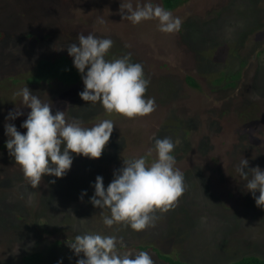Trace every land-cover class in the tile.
Segmentation results:
<instances>
[{
    "label": "rangeland",
    "instance_id": "374dc122",
    "mask_svg": "<svg viewBox=\"0 0 264 264\" xmlns=\"http://www.w3.org/2000/svg\"><path fill=\"white\" fill-rule=\"evenodd\" d=\"M129 2L134 9L148 2L162 6L161 0H0V204L20 216L0 222V264H15L18 255L36 248L46 251L47 264H77L83 254L77 257L67 242L82 231L83 223L75 219L98 218L93 214L99 208L90 203L96 177H103L106 189L123 160L146 156L153 149L147 157L150 164L155 138L180 133L182 127L185 148L173 155L175 167L185 176L186 191L174 209L157 213L155 227L139 233L130 227L115 229L127 245L120 251L138 253L130 246L153 243L172 257L216 264L212 259L221 263L254 248L264 250V208L256 206L236 170L245 158L248 168L264 171V0H185L165 9L182 19L181 30L174 34L158 31L154 20L135 26L123 20L128 12L121 13L120 7ZM99 18L106 22L98 23ZM79 34L113 40L108 60L131 53V62L143 65L150 79L145 97L156 103L151 115L136 120L108 115L99 103L91 106L80 98L83 81L73 88L54 81L40 86L25 81L38 59L68 53L67 45L78 44ZM258 52L262 57L257 60ZM235 72L240 74L235 86L213 83ZM187 76L198 80L200 89L192 88ZM25 86L51 103L53 114L65 111L68 119H79L84 127L112 120L114 129L101 158L72 154L64 177L46 175L32 189L15 158L1 147L8 139L6 123L26 134L21 125L31 110L20 106L22 97L14 96ZM18 106L23 115L7 120ZM82 192L86 195L81 199ZM224 218L225 226L213 224ZM96 222V228L103 226ZM192 234L219 237L222 251L200 247ZM56 235L64 238L59 244L51 242ZM205 248L213 254L202 255ZM146 252L155 264H165L154 252Z\"/></svg>",
    "mask_w": 264,
    "mask_h": 264
},
{
    "label": "clouds",
    "instance_id": "9594fccd",
    "mask_svg": "<svg viewBox=\"0 0 264 264\" xmlns=\"http://www.w3.org/2000/svg\"><path fill=\"white\" fill-rule=\"evenodd\" d=\"M125 9L128 15H124L123 20L127 19L134 26L154 20L157 30L165 34L178 33L182 26L181 18L151 2L137 4L135 9L130 2L122 3L121 13ZM105 22L103 18L98 19L100 24ZM77 40L78 44L67 45V52L81 74L84 90L79 96L83 101L90 102L91 106L99 103L108 115L116 114L129 120L147 117L156 110L155 99L145 97L150 79L145 78L142 64L131 62V53L108 60L106 57L114 44L110 38L79 34ZM14 96L22 97L20 106L31 111L21 125L27 130L26 134L20 133L12 123L5 124L6 147L32 189H37L46 175L64 177L73 163L72 154L101 158L114 129L112 120L104 119L94 126L84 127L81 120L68 119L65 111L57 110L53 114L52 104L42 101L27 86ZM20 106L10 111L6 119L14 120L23 115ZM175 147L170 137L155 138V159L150 164L147 157L153 155V149H149L146 156L123 160V167L114 172L106 189L103 177H96L90 203L101 209L104 226L109 229L118 226L117 231L130 227L137 233L143 232L155 227L157 213H167L177 206L187 186L183 172L175 167ZM248 164L244 158L236 170L246 181L243 187L252 193L256 206L264 208V171L259 166L248 168ZM83 195L86 192H82L81 199ZM32 196L33 193H29V199ZM67 246L77 257L83 254L77 264H155L146 251H120L127 247L122 236L85 232L76 235Z\"/></svg>",
    "mask_w": 264,
    "mask_h": 264
},
{
    "label": "trees",
    "instance_id": "16d2710c",
    "mask_svg": "<svg viewBox=\"0 0 264 264\" xmlns=\"http://www.w3.org/2000/svg\"><path fill=\"white\" fill-rule=\"evenodd\" d=\"M162 2V7L166 10H172L174 8H176L177 6L183 4L185 2V0H161ZM181 30V29H180ZM1 37V34H0ZM261 52H258L255 54L257 60L258 57H260ZM262 57V54H261ZM243 64V63H242ZM240 77L239 72H235L233 74H230L228 76H224L221 75L220 77H218L217 79H215L213 81V83H217V84H221L223 81L225 82L224 85L225 87H233L236 85V80ZM28 84L31 85H37L40 86L44 83H50V82H60L63 85L73 88V87H77L79 85L82 84V78H81V74L78 72V70L74 67L73 61L71 59V57L68 55V53H61V54H56L53 55L52 57L49 58H40L36 61L35 66H34V71L33 73L26 78L25 80ZM186 82L195 89H200V83L198 82V80H196L194 77L192 76H187L186 77ZM184 127H182V130L180 133H173L174 131L172 130H167V131H172L169 133H165L162 136H160V138H164V137H170L172 139V141L176 144V147L174 149V152H181L184 148H185V141H184V134L185 131L183 130ZM1 147L3 149H7L6 147V142H3ZM182 153V152H181ZM175 154V153H174ZM189 185V184H188ZM5 207L3 208L0 204V222H9L10 219L14 218H20L19 214H16L15 211H12L8 205L6 203H4ZM100 212L101 209H98L93 216H98V218H94L89 215L88 217L84 218L86 220H81L80 217L78 219H75L78 222H82L83 224H80L82 226V231H79L78 234H82L84 232H96V233H101V234H105V235H117L120 236V233H117V231H114L116 228V226H113V228L109 229L106 226H102L100 224L99 229L96 228V224L98 220L101 221L102 223V219L100 216ZM216 214V213H215ZM216 217V215H211ZM238 222H240V219L236 218ZM212 219L209 218V221H211ZM214 223L213 224H222L220 226H225V224H228V220L226 218H224V221L221 222L218 220H213ZM236 223V222H235ZM225 228V227H224ZM192 231V230H190ZM188 231V232H190ZM77 234V235H78ZM40 235L44 238V239H49L50 235H48L47 233H42L40 231ZM193 236L197 237V240L201 246L207 247L210 245L217 250H220L219 248L221 247V245H219L220 239L219 237L216 236H212V237H203V238H199L198 235H194ZM54 240H50L51 242L54 243H61V241L64 240L63 237L56 235V237H53ZM73 241V240H71ZM70 241V242H71ZM131 248L137 249L138 251H152L156 254V256L158 257V259L160 261H162L165 264H196L195 262L191 261V260H186L184 258H177V257H172V255L166 253V252H161L160 250H158L157 247L154 246L153 243H139V244H134L132 246H130ZM127 248V247H126ZM211 248V247H210ZM202 255H212L213 252L209 249V248H205L202 250ZM222 251V250H220ZM201 253V252H200ZM198 254L199 256L201 254ZM83 258V256L81 257ZM74 259H76L74 257ZM49 260V256L46 253L45 250H40L39 248H36L35 250H32L31 252H25L21 255H18L16 257V263L15 264H47ZM77 260V259H76ZM221 260V259H220ZM211 261V259H210ZM212 261L218 262L216 264H264V250L261 251V248H254L252 250H250L247 253H242L236 257H232L231 260H226L224 258V261L219 263V260H214L212 259Z\"/></svg>",
    "mask_w": 264,
    "mask_h": 264
}]
</instances>
